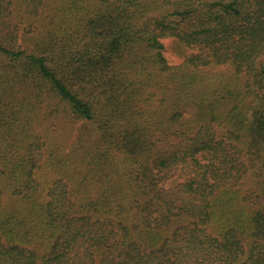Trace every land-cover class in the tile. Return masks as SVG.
<instances>
[{"label": "trees", "instance_id": "16d2710c", "mask_svg": "<svg viewBox=\"0 0 264 264\" xmlns=\"http://www.w3.org/2000/svg\"><path fill=\"white\" fill-rule=\"evenodd\" d=\"M0 264H264V0H0Z\"/></svg>", "mask_w": 264, "mask_h": 264}, {"label": "rangeland", "instance_id": "374dc122", "mask_svg": "<svg viewBox=\"0 0 264 264\" xmlns=\"http://www.w3.org/2000/svg\"><path fill=\"white\" fill-rule=\"evenodd\" d=\"M162 42L164 44L163 54L169 64H181L185 56L189 52L188 49L180 42H178L175 38H165L162 40Z\"/></svg>", "mask_w": 264, "mask_h": 264}]
</instances>
